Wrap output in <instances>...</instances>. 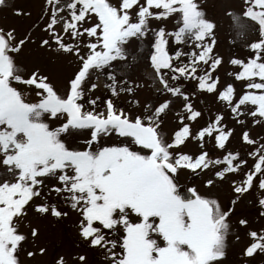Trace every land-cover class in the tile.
Listing matches in <instances>:
<instances>
[{
	"label": "snow or ice",
	"instance_id": "obj_1",
	"mask_svg": "<svg viewBox=\"0 0 264 264\" xmlns=\"http://www.w3.org/2000/svg\"><path fill=\"white\" fill-rule=\"evenodd\" d=\"M224 15L250 56L229 61L239 70L223 87L207 0H43L25 32L0 27V264L48 254L30 213L56 224L75 216L72 247L54 264H225L242 234L241 264L264 260V223L253 229L246 212L251 202L264 222V135L252 134L264 131V0ZM42 57L74 69L58 86ZM209 97L224 109L193 131ZM192 142L197 153L185 151ZM182 175L204 190L182 195Z\"/></svg>",
	"mask_w": 264,
	"mask_h": 264
},
{
	"label": "rangeland",
	"instance_id": "obj_2",
	"mask_svg": "<svg viewBox=\"0 0 264 264\" xmlns=\"http://www.w3.org/2000/svg\"><path fill=\"white\" fill-rule=\"evenodd\" d=\"M12 7L10 8H0V27L7 28H16L18 32L23 33L27 30L33 22L37 21V18L41 15V5L43 0H9ZM209 5L210 13L218 19L219 27L216 32L217 38V47L215 52L223 57V64L218 69L216 75H219L221 78V87L226 83L233 82L234 77L230 76L229 73H235L239 69L235 66L231 65L229 61L232 58H238L242 60H246L250 56L249 49L247 47V43L243 37H237L235 31L232 28V21L229 17L224 15V9H231L234 11H239L242 7L243 0H207ZM21 10L25 13H31V16H16L15 11ZM175 21H170L168 24V29L172 30V24ZM152 26L155 28L158 25L153 22ZM39 35V33H37ZM21 60L24 64L31 67V65L36 61V57L29 53L27 50L25 54L21 57ZM41 62L49 63L52 67V70L55 75V81L59 84L72 73L74 69V64L71 63L70 60L65 61H56L51 62L47 57H42ZM194 87V85L190 84L189 88ZM235 87L237 88V94H241L243 89V85L240 82H235ZM95 95L100 96L101 100L105 99L107 96V92L105 89L101 88L98 90ZM141 98H145L151 95V93L147 90L141 92ZM214 98H207V108H205L204 118L200 119L198 123H193V131L198 130L200 126H203L208 121L209 116H213L217 111L223 110L224 105L216 102L213 103ZM117 103L124 104L125 99L121 97ZM196 106L198 108L205 107L197 102ZM210 108L209 112L207 109ZM227 115V113H225ZM229 126H234L235 121L229 118L226 121ZM248 123L251 124V120H248ZM179 127L178 120L175 116L170 113L166 118L165 122V131L169 136L177 130ZM243 129L239 126H236V134L232 139L231 147L238 148L240 145L239 136L241 135ZM264 135V131H262L259 127L252 128V134L255 136L257 134ZM83 138H77L73 143L79 144ZM110 142H115V137ZM197 145L192 142L189 143L185 151H189L190 153H197ZM243 151V149H241ZM213 157L219 155V152L211 153ZM251 159H249V163L251 164ZM181 184V194L184 195L188 188L196 186L203 191V187L201 182L198 179H194L188 177L186 175H182L180 179ZM228 192L227 184H224L221 187V196L222 198H226ZM258 207V205H256ZM246 212L253 219V229H258L261 227V223L257 217L254 208L252 207V203L249 202ZM30 220L33 224L39 223L41 225V237L40 240L37 241V244L46 243L48 246V254L46 256L40 257L37 256L35 260H28L27 264H54L55 259L57 258V253H64L71 249L72 247V224L75 221V216L72 217L71 220L66 219L63 224H56L54 220H40L30 213ZM28 221H26L27 223ZM26 230V229H25ZM248 243V238L244 237L242 234V239L240 241H236L235 237H231L229 239V250L228 257L225 264H241V249ZM29 250H31V241L29 244L25 246ZM22 255V259H24ZM255 264H264V260L257 258Z\"/></svg>",
	"mask_w": 264,
	"mask_h": 264
}]
</instances>
